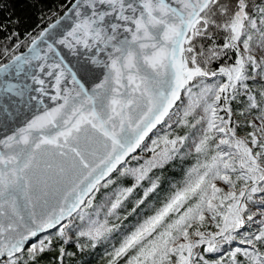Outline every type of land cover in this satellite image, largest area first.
Wrapping results in <instances>:
<instances>
[{
	"label": "snow or ice",
	"instance_id": "snow-or-ice-1",
	"mask_svg": "<svg viewBox=\"0 0 264 264\" xmlns=\"http://www.w3.org/2000/svg\"><path fill=\"white\" fill-rule=\"evenodd\" d=\"M49 11L0 20V264H264V0Z\"/></svg>",
	"mask_w": 264,
	"mask_h": 264
},
{
	"label": "trees",
	"instance_id": "trees-1",
	"mask_svg": "<svg viewBox=\"0 0 264 264\" xmlns=\"http://www.w3.org/2000/svg\"><path fill=\"white\" fill-rule=\"evenodd\" d=\"M62 0H43V5L38 6L36 8H32L30 6H25L27 3H30V0H0V3L7 4V9L0 14V20H3L5 17L9 15L19 16L24 20V24L21 28V33H23L24 29L27 28L31 30V28L35 27L37 23H39L38 17L43 14L45 18H47L51 13L49 9H57V5L61 3ZM4 34H0V38L3 37ZM23 49H21L22 51ZM182 132V130H181ZM139 151V150H138ZM192 162L189 160L185 167L189 166ZM182 172L179 169L169 171L166 173V176L169 180L175 182L179 181L182 178ZM133 183L132 177L125 178L122 183L119 184V187H127L131 186ZM167 187V185H166ZM141 190H137L140 192ZM165 195V191H161L159 194V198H153L150 201L151 204H157L159 199H162ZM131 205L129 204V207ZM143 211L140 212L141 218L145 214H150L151 207L142 206ZM139 211V210H138ZM136 222L135 217H129L127 221H124L125 226H130ZM121 232L125 231V228L122 227L120 229ZM120 240L119 233H115L113 237L108 240L101 242L97 245L96 248H87L85 251L80 252L76 248V239L71 238V241L68 245H66V249L68 252L74 253L72 256H66L64 258V264H107L108 256L107 252L112 250L113 245L118 246ZM56 253H48L45 257V264H47V260L51 257H54Z\"/></svg>",
	"mask_w": 264,
	"mask_h": 264
},
{
	"label": "rangeland",
	"instance_id": "rangeland-1",
	"mask_svg": "<svg viewBox=\"0 0 264 264\" xmlns=\"http://www.w3.org/2000/svg\"><path fill=\"white\" fill-rule=\"evenodd\" d=\"M179 103V102H178ZM183 131H187L186 129H182V132ZM151 135V134H150ZM149 143H150V141H149ZM143 155H147V153H144ZM192 163L194 162L193 160H190ZM135 166H137V162L136 161H131V163H130V165H129V167H135ZM109 194H112V195H114V192L110 189L109 190ZM93 218H95V217H93ZM101 219H103V216H101L100 217ZM72 238H75V236H72Z\"/></svg>",
	"mask_w": 264,
	"mask_h": 264
},
{
	"label": "water",
	"instance_id": "water-1",
	"mask_svg": "<svg viewBox=\"0 0 264 264\" xmlns=\"http://www.w3.org/2000/svg\"><path fill=\"white\" fill-rule=\"evenodd\" d=\"M23 51V50H22Z\"/></svg>",
	"mask_w": 264,
	"mask_h": 264
}]
</instances>
